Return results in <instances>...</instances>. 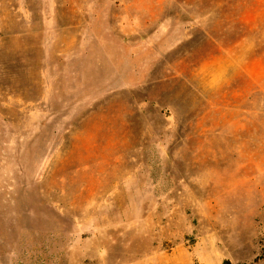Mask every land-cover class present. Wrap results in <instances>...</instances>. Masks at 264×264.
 Wrapping results in <instances>:
<instances>
[{
    "label": "rangeland",
    "instance_id": "obj_1",
    "mask_svg": "<svg viewBox=\"0 0 264 264\" xmlns=\"http://www.w3.org/2000/svg\"><path fill=\"white\" fill-rule=\"evenodd\" d=\"M0 264H264V0H0Z\"/></svg>",
    "mask_w": 264,
    "mask_h": 264
}]
</instances>
